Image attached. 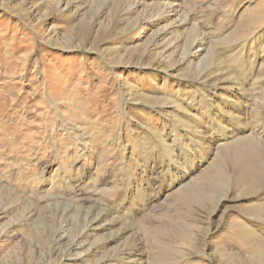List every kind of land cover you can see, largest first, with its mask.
<instances>
[{"label": "bare ground", "instance_id": "6f19581e", "mask_svg": "<svg viewBox=\"0 0 264 264\" xmlns=\"http://www.w3.org/2000/svg\"><path fill=\"white\" fill-rule=\"evenodd\" d=\"M163 6L164 10L153 13L149 22L158 26L171 18L166 23L177 42L169 45L174 49H169L166 58L171 67L183 61L180 75L186 77V84L169 86L172 73L152 69L121 79L118 103L133 105L134 113L127 111V115L137 123L145 119L143 126L149 129L144 134L128 130V118L121 111L120 133L105 143L109 151L119 152L122 161L118 171L111 174L101 159L94 166L89 161L96 156L89 136L92 132L86 126L87 113L82 114L86 110L76 106L82 120L67 132L81 140H75L67 152L68 164L63 162L66 151L61 150L56 152L55 172L49 173L50 165L38 176L33 171L29 193L36 201L31 199L29 205L37 210L41 206L37 200H49L40 208L51 210L45 234L54 238L56 250L64 246L60 259L67 250L68 257L99 252L103 264H148L145 244L138 239L144 232L152 237L147 248L156 250L159 257L163 255L168 261L163 260L165 264H199V259L210 252L209 264H264V25L241 40L242 30L237 33L233 28L224 34L207 26V31H199L201 26L197 25V30L192 23L196 17L190 19L167 1ZM189 25L196 31L194 37L178 41ZM119 49L116 46L113 52ZM174 50L180 51L178 59L172 55ZM110 65L102 64L103 68ZM114 66L112 69H117ZM197 75H202L199 82L193 80ZM162 81L168 88L160 97L157 84ZM156 103L170 118L168 124L154 115ZM59 130L55 138L60 143L66 133L62 125ZM102 193L111 199H103ZM229 207L243 208L245 213L239 220L224 219ZM204 208L207 213L198 215ZM154 209L159 212L147 213ZM188 215L191 220L187 224L177 225L188 229L183 234L174 222ZM216 219L223 224L215 223ZM221 226L227 227L228 239L218 246L209 243L205 238ZM193 229L205 234L199 251L184 244V239L182 242V236L192 238ZM34 233L38 234L37 230ZM184 247L187 252L180 250ZM172 252L180 254L175 257H180V262L170 261Z\"/></svg>", "mask_w": 264, "mask_h": 264}, {"label": "rangeland", "instance_id": "374dc122", "mask_svg": "<svg viewBox=\"0 0 264 264\" xmlns=\"http://www.w3.org/2000/svg\"><path fill=\"white\" fill-rule=\"evenodd\" d=\"M166 1L172 8L178 7L180 13L189 14L190 19L196 17L197 24L192 23L196 29L201 26L199 31H207L206 27L211 26L225 34L235 28L237 33L242 30L240 38L244 40L264 25V0H132V4L127 0H0V264H103L99 252L68 257L66 250L60 259V249L64 246L56 250L54 238L45 234L51 210L40 208L49 200H37L41 205L37 210L29 205V201L34 200L29 193L32 174L36 171V175H40L48 165L51 166L49 173L55 172L57 151L64 150L67 154L75 146V140H81L79 136L71 137L68 132L76 128L85 113L96 155L89 161L92 160L94 166V162L101 159L107 174L118 171L122 162L120 154L115 149L109 151L105 143L119 135L121 111L128 118V130L144 134L149 129L143 126L145 119L137 123L127 115V111L134 113L133 105L123 101L118 103L121 79L152 69L157 73L171 72L169 86L186 84V77L180 75L183 61L171 67L166 58V54L174 49L169 45L177 42L169 33L171 18L158 26L149 22L153 13L164 10ZM166 30L168 34L164 36ZM195 34L189 25L178 41H189ZM127 43L129 48L124 51ZM116 46L120 49L115 53ZM172 55L178 59L180 51L174 50ZM118 57L122 59L118 60ZM105 62L111 65L103 68ZM115 62L118 65H112ZM201 76L197 75L193 80L199 82ZM162 82L157 84L160 97L168 88L165 81ZM78 105L86 111L81 114L75 108ZM163 110L162 105L156 103L153 113L168 124L170 118L164 116ZM61 125L66 136H62L64 140L59 143L55 137L61 133ZM68 161L67 154L63 162L68 164ZM103 194V199H111L107 193ZM191 206L193 208L194 203ZM156 210L147 213H158ZM243 210L229 207L224 219L239 220L240 214L245 213ZM203 213H207L206 208L198 215ZM178 220L174 222L176 227L187 224L191 218L188 215L176 222ZM214 222L223 224L217 219ZM179 228L183 229V234L188 231ZM226 229L221 226L217 233L205 239L218 246L227 238ZM36 230L38 234L34 233ZM192 232V238L182 236V242L184 239V244L199 251L205 234L197 229ZM148 235L143 232L138 237L145 244L146 262L149 259L152 261L148 264H165L163 255L159 257L156 250L150 252L148 249L152 243V237ZM149 237L151 241L147 239ZM180 250L187 252L186 247ZM177 253L167 254L171 256L170 261H174L172 263L181 257ZM209 254L212 256L211 252ZM177 255L180 257L175 259ZM209 256L201 257L199 264H209Z\"/></svg>", "mask_w": 264, "mask_h": 264}]
</instances>
